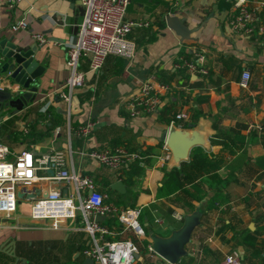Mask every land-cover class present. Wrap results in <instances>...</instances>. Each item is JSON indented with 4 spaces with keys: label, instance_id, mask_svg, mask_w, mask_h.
I'll return each mask as SVG.
<instances>
[{
    "label": "crops",
    "instance_id": "obj_1",
    "mask_svg": "<svg viewBox=\"0 0 264 264\" xmlns=\"http://www.w3.org/2000/svg\"><path fill=\"white\" fill-rule=\"evenodd\" d=\"M232 3L233 0H129L124 17L148 20L147 26L131 29L133 55L109 54L97 72L88 70L86 60L81 59L79 68L84 71V82L73 89L66 113V104L56 97V90L68 73L64 49L82 17L79 0H19L11 7L0 0V37L12 36L25 47L35 42L31 32H42L46 37L41 44L35 42L34 56L43 70L36 78L38 88L33 101L14 113L0 111V139L8 146L9 156L19 149L43 152L67 144L72 149L138 145L144 151L142 160H146L133 203L141 207L143 238L149 243V232L167 236L170 227L181 224L185 213L199 209V224L193 227L184 244L186 254L181 256L192 257L191 263L180 261L181 257L169 263L136 240L132 264H218L230 251L239 254V264H264V41L254 34L229 32L226 19ZM167 14L181 17L182 23L192 29L188 38L180 40L166 26ZM19 17H25L27 26L11 30L10 23ZM195 52L204 56L205 75L187 74L173 67L177 56L190 57ZM118 57L119 65L115 62ZM243 70L249 73L244 87L238 84ZM150 71L168 88L160 95L157 110L129 116L125 101ZM0 88L13 91L17 85L0 74ZM48 94L52 100L49 106L56 109L61 119H53L49 130L46 120L38 119L35 113L36 106ZM179 110L187 113L186 119H175L170 124L171 114ZM86 120L94 122L91 133L84 138L68 135L66 124ZM182 121L186 124L182 125ZM30 124H34L36 136L33 142H27L29 136H18L22 127L27 129ZM171 125L206 133L207 144L191 145L186 159L172 166L179 168L183 162L189 163L164 179V172L172 166L167 165L168 158H160L164 153L161 136ZM55 126L58 131L54 133ZM238 155L240 159L235 161L233 158ZM71 159L73 168L89 174L106 190L110 182L119 179L118 171L92 159L75 153ZM228 161L238 165L231 170L223 165ZM107 177L113 179L105 183ZM175 181L202 197L196 199L178 187L171 190L169 184ZM112 199L119 204L122 203L118 199L124 201L123 197ZM174 213L181 218L174 217ZM77 217L51 227L49 220L31 219L27 204L18 202L13 215L0 220V243L10 242L4 250L0 248V264H81L85 256L80 249L89 236L80 226L76 227ZM110 228L107 238L122 236L118 230L113 231L112 225ZM36 242L46 245L47 251L33 255L31 246ZM48 242L56 244L55 248L50 249Z\"/></svg>",
    "mask_w": 264,
    "mask_h": 264
},
{
    "label": "built area",
    "instance_id": "obj_2",
    "mask_svg": "<svg viewBox=\"0 0 264 264\" xmlns=\"http://www.w3.org/2000/svg\"><path fill=\"white\" fill-rule=\"evenodd\" d=\"M8 7L19 0H1ZM177 0H174V2ZM83 11L77 29L65 43V63L68 73L56 90V97L66 104V113L70 96L74 88L84 82V71L79 68L81 59L87 62V69L97 72L107 55L131 57L134 43L130 37L133 26H147L148 20H130L124 17L129 0H79ZM226 25L231 34H254L264 41V0H233L232 9L227 16ZM27 26L25 17H19L10 23V29L16 30ZM32 39L41 44L46 40L42 32H31ZM204 56L195 52L192 56H177L173 67L184 69L187 74H205ZM249 73L243 70L238 84L246 86ZM167 84L159 81L153 71L145 75L135 92L125 101L129 116L152 113L160 104V95L166 90ZM51 96L39 104L38 110L46 112L51 104ZM187 113L179 110L169 120L186 119ZM94 122L86 120L81 124H66L69 136L86 137L91 133ZM1 127V118H0ZM27 129L22 127V131ZM58 126L54 127V133ZM161 159L169 156L164 142ZM88 158L118 171L122 166L138 159L144 165V155L136 150H129L121 144L99 147H79L72 149L69 144L62 148H51L43 152L24 148L11 156L8 146L0 139V220L8 218L16 211L18 202H25L28 216L33 220H49L51 227H57L61 220L75 219L79 226L88 234L89 239L81 249L85 257L92 259V264H132L137 252V245L132 239L144 237L140 223V205L119 204L113 200L104 186H100L87 173L73 168L72 154ZM101 219L114 216L120 223L118 234L122 236L107 238L110 233ZM174 217L181 218L177 213ZM129 231L131 235H123ZM147 249L152 251L150 243ZM240 256L230 251L222 257L218 264H239Z\"/></svg>",
    "mask_w": 264,
    "mask_h": 264
},
{
    "label": "water",
    "instance_id": "obj_3",
    "mask_svg": "<svg viewBox=\"0 0 264 264\" xmlns=\"http://www.w3.org/2000/svg\"><path fill=\"white\" fill-rule=\"evenodd\" d=\"M165 24L180 38H188L192 29L182 23V18L175 14L164 17ZM37 49L35 42L26 47L20 41L12 40V36L0 37V74H4L11 82L17 85L13 91L0 88V111L9 110L14 113L23 107L29 106L35 97L38 88L36 78L42 73L41 65L34 52ZM206 133L195 128L185 129L181 126L171 125L166 134L161 136L169 151L167 165H177L180 160L186 159L189 147L193 144H207ZM109 188L122 194L125 191L124 183L115 179L109 183ZM200 211L195 207L192 211L182 216L181 224L172 229L167 236H159L149 232L150 245L153 252L169 263H174L186 254L184 244L188 241L194 226L199 224ZM100 219V215H95ZM9 241L1 242L0 248L5 249ZM13 254V250H9ZM136 256V254H135ZM15 260L18 256H14ZM81 264H92L90 257H84Z\"/></svg>",
    "mask_w": 264,
    "mask_h": 264
},
{
    "label": "trees",
    "instance_id": "obj_4",
    "mask_svg": "<svg viewBox=\"0 0 264 264\" xmlns=\"http://www.w3.org/2000/svg\"><path fill=\"white\" fill-rule=\"evenodd\" d=\"M115 62L119 65L120 64V58L119 57L118 58H115ZM177 70H180L181 72H184V69H177ZM35 113H36V116H37L38 119H40V120H46L45 123H48V124H45V126L47 127V130L51 129L52 126L54 125L53 124V119H56L58 122L61 121V119L58 116L59 113H57V111H56V109L54 107L48 106V108L46 109V112H41V111L38 110V107L36 106ZM173 116H174V112L171 114V118ZM166 120L168 121L169 119L167 118ZM181 124L182 125H185L186 122L182 121ZM11 131L12 130L10 129V132ZM37 135H39V134H37ZM18 136H21L23 138L29 136L30 139H28L27 142H33L34 139L36 138L35 132H34V124H30L28 126L26 132H22L21 134L19 132V135ZM121 145H123V144H121ZM125 145H126L127 149H129V150H136L140 154H143L144 153V151L141 150L138 145L128 146L127 144H124L123 146L125 147ZM239 156L240 155L235 156L233 159L235 161H237V160L240 159ZM145 160H146V158H144L142 160V162L144 161L143 163H145ZM188 163H189V161L188 162H183L179 168H175L174 166H172L171 168H169L167 170V172L166 171L164 172V175H163L164 179H165V176L169 175L170 173H173V172L178 173V172H180L182 166L184 164H188ZM223 163H224L223 164L224 166L230 168L231 170L232 169H235L236 166L238 165V164H235L234 165V163H232L231 161L223 162ZM143 172H144V165L140 164L138 159H135V160L129 162L126 166H122L121 167V170L120 171L118 170V172H117V178H119L124 183L125 191H124V193L120 194L116 190L110 189L107 186V190H108L109 196L111 198H113L114 196H116V197H123L124 201H127V203L124 202L125 204L133 205L134 204L133 203V199H134V197H135V195L137 193V189L135 187L137 186L139 177L143 174ZM112 179H113V177H112ZM112 179H111V177H107L104 180V182L105 183H108ZM175 182L176 183L170 182L169 186H170L171 190H174L175 187H178V188H180L181 191H184L185 190L187 192H191L196 199H200L202 197V195L199 192H197V191H195V190H193V189H191L189 187L180 186L181 185L180 181L179 182L178 181H175ZM208 184H209V182H208ZM121 201H122L121 199H118V202L121 203ZM187 205H188V208L189 209L192 208V205L191 204H187ZM101 223L104 224V225H106V227L108 228V230H111V228H110L111 225L113 226V228H112L113 231H117V230H119L121 228V225L117 221V219L114 216H111V215L110 216H105L103 218V220L101 221ZM107 237H110V236L107 235ZM132 239L134 241L138 240L137 238H134V237ZM139 241H141V243L143 245V248L146 250L147 249V244L149 242L146 239H144V238H141ZM179 260L180 261H186L187 263H191L193 261L192 257H190V256L181 257ZM57 264H71V263L69 261H64V262L57 263Z\"/></svg>",
    "mask_w": 264,
    "mask_h": 264
},
{
    "label": "rangeland",
    "instance_id": "obj_5",
    "mask_svg": "<svg viewBox=\"0 0 264 264\" xmlns=\"http://www.w3.org/2000/svg\"><path fill=\"white\" fill-rule=\"evenodd\" d=\"M3 111L7 112L9 110H3ZM124 202L127 203V201H121L122 204H125ZM21 207H22V209H24L25 206L22 205ZM139 220H140V216H139ZM47 232L51 233L50 231H47ZM127 232H129V231H125L124 233H127ZM48 245H50V249H54L55 246H56V244L55 245H51V243H49V242H48ZM31 250H32L33 255H35L36 252H41V251L46 252L47 251L46 245L39 244V242L34 243L33 246H31Z\"/></svg>",
    "mask_w": 264,
    "mask_h": 264
}]
</instances>
